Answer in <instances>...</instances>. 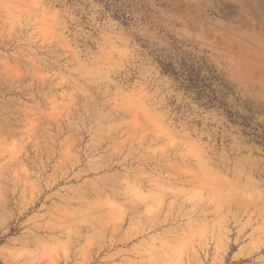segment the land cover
Segmentation results:
<instances>
[{"label": "rangeland", "instance_id": "obj_1", "mask_svg": "<svg viewBox=\"0 0 264 264\" xmlns=\"http://www.w3.org/2000/svg\"><path fill=\"white\" fill-rule=\"evenodd\" d=\"M1 264H264V0H0Z\"/></svg>", "mask_w": 264, "mask_h": 264}, {"label": "trees", "instance_id": "obj_2", "mask_svg": "<svg viewBox=\"0 0 264 264\" xmlns=\"http://www.w3.org/2000/svg\"><path fill=\"white\" fill-rule=\"evenodd\" d=\"M1 264V263H0Z\"/></svg>", "mask_w": 264, "mask_h": 264}]
</instances>
